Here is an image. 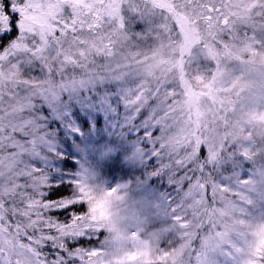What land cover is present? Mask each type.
Returning a JSON list of instances; mask_svg holds the SVG:
<instances>
[{"label": "snow or ice", "instance_id": "obj_1", "mask_svg": "<svg viewBox=\"0 0 264 264\" xmlns=\"http://www.w3.org/2000/svg\"><path fill=\"white\" fill-rule=\"evenodd\" d=\"M0 264H264V0H0Z\"/></svg>", "mask_w": 264, "mask_h": 264}]
</instances>
